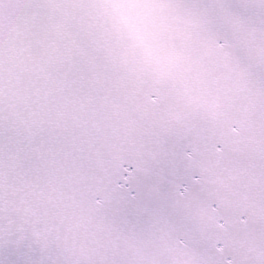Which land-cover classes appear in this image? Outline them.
<instances>
[{"label":"snow or ice","instance_id":"snow-or-ice-1","mask_svg":"<svg viewBox=\"0 0 264 264\" xmlns=\"http://www.w3.org/2000/svg\"><path fill=\"white\" fill-rule=\"evenodd\" d=\"M0 264H264V0H0Z\"/></svg>","mask_w":264,"mask_h":264}]
</instances>
